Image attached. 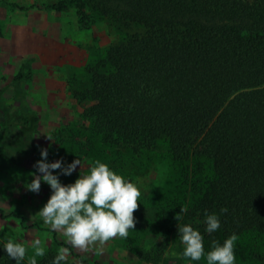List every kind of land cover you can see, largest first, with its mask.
Listing matches in <instances>:
<instances>
[{
  "label": "trees",
  "instance_id": "obj_1",
  "mask_svg": "<svg viewBox=\"0 0 264 264\" xmlns=\"http://www.w3.org/2000/svg\"><path fill=\"white\" fill-rule=\"evenodd\" d=\"M71 7L83 25L89 24L91 9L123 20L126 28L137 23L146 29L108 48L107 71L94 73L83 94L88 102L83 120L106 143L124 144L134 155L163 140L175 161L209 159L207 194L192 213L204 241L264 234V0H59L45 5L64 13ZM27 77L22 70L14 83ZM22 107L20 115L7 117L5 128H15L14 139L27 142L39 120ZM221 208L228 212L220 215V228L207 233L205 212L219 214ZM54 258L48 252L37 264H52ZM256 259L264 264V254ZM0 264H16L2 244Z\"/></svg>",
  "mask_w": 264,
  "mask_h": 264
},
{
  "label": "rangeland",
  "instance_id": "obj_2",
  "mask_svg": "<svg viewBox=\"0 0 264 264\" xmlns=\"http://www.w3.org/2000/svg\"><path fill=\"white\" fill-rule=\"evenodd\" d=\"M57 1L0 0V210L4 212L0 244L9 239L40 238L45 241L46 253L55 256L63 247L56 246L55 240L68 245L61 233L50 230L36 215L51 195L49 186L42 183L38 194L25 188L32 181L30 173L42 175L33 165L41 159L40 149L47 148L48 163L80 161L72 175L59 177L64 185L73 183L78 174H87L92 162L100 160L141 191L140 207L134 213L135 229L126 239L110 240L99 254L71 249L67 263L206 264V259L193 262L183 257L178 230L182 224L198 230L192 213L196 202L207 194L212 162L194 156L175 161L163 140L150 151L134 155L124 144L106 143L82 118L88 105L83 94L90 89L94 73L107 71L104 58L108 48L135 34L144 35L146 29L137 23L126 28L123 20L91 9L87 10L89 24L83 25L73 7L65 13L45 9ZM5 4L33 8L18 10ZM22 70L28 77L16 85L14 78ZM23 104L39 120L27 142L14 139L15 128H5L7 117L20 115ZM182 208L187 212H180ZM12 213L19 218L8 217ZM225 239L215 241L222 245ZM211 243L204 241L206 253ZM32 254L29 247L23 263L27 264ZM263 254L264 234L238 236L235 264H262L256 257ZM42 258L37 257V263Z\"/></svg>",
  "mask_w": 264,
  "mask_h": 264
},
{
  "label": "clouds",
  "instance_id": "obj_3",
  "mask_svg": "<svg viewBox=\"0 0 264 264\" xmlns=\"http://www.w3.org/2000/svg\"><path fill=\"white\" fill-rule=\"evenodd\" d=\"M40 157L33 167L42 175L30 173L32 181L25 188L38 194L42 183L49 186L51 195L36 215L50 230L61 233L66 244L70 245L58 249L52 264H67L71 249L99 254L107 242L114 238L126 239L129 232L135 229L137 221L134 213L139 210L141 197L136 183L117 174L106 163L95 160L87 174H78L73 183L64 185L59 177L72 175L77 167L80 168V161L74 159L65 164L63 159H59L48 163L47 148L40 149ZM180 212H187V208L180 209ZM227 212V208H221L219 214L205 212V231L209 234L216 232L221 226L220 215ZM178 218L179 214L175 219ZM178 231L184 245V258L193 262L206 259V264H235L236 234L225 239L222 245L213 240L211 250L206 253L204 236L200 231L190 224L181 226ZM29 247L33 254L28 257L27 264H37V257L46 255L45 241L40 238L23 242L9 239L4 251L16 264H22Z\"/></svg>",
  "mask_w": 264,
  "mask_h": 264
}]
</instances>
